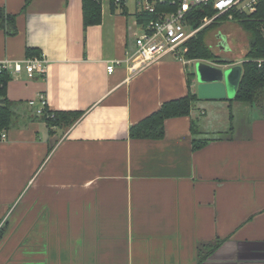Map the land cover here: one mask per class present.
Masks as SVG:
<instances>
[{
	"label": "crops",
	"instance_id": "crops-1",
	"mask_svg": "<svg viewBox=\"0 0 264 264\" xmlns=\"http://www.w3.org/2000/svg\"><path fill=\"white\" fill-rule=\"evenodd\" d=\"M83 1L0 0L17 28L0 29V63L48 61L43 76L12 72L7 90L18 119L0 139V264H264V103L198 96L164 137L132 138L189 92V73L197 93L196 62L133 68L136 2L102 0L85 26ZM40 95L82 114L51 135L29 117Z\"/></svg>",
	"mask_w": 264,
	"mask_h": 264
},
{
	"label": "trees",
	"instance_id": "trees-1",
	"mask_svg": "<svg viewBox=\"0 0 264 264\" xmlns=\"http://www.w3.org/2000/svg\"><path fill=\"white\" fill-rule=\"evenodd\" d=\"M30 0H27V3ZM112 7L115 8V0H111ZM124 5H122L123 7ZM84 21L85 26L97 24L102 19V0H84ZM158 10H170V6L161 4ZM193 22L194 26L200 25L202 18L206 14H212L213 10L209 7H196L194 8ZM263 13L256 14L255 17L242 16L237 19L244 30L250 34V45L245 54L244 61L242 62V78L239 83L234 100L244 103H256L262 105L264 103V61L261 63L259 59L264 58V32L262 30ZM156 12L150 13L146 11H139L137 13L138 21L141 24L147 23L149 20L155 18ZM227 20L226 17L218 18L214 23L201 29L195 36L190 38L183 47H185L184 57L188 60L194 58H204L216 60L220 63H233L229 59L218 58L211 45L208 42L209 33L215 28L219 21ZM0 29L6 30L7 33H16V15L9 14L5 9L0 7ZM35 55L33 50L28 51V56ZM193 74L189 73V92L179 98L166 101L162 106L142 119L137 124L130 128V135L132 138H153L159 139L165 135V122L168 118L190 115L194 103L199 99L198 94L191 88ZM12 79V72L8 69H0V139L2 132L8 131L16 125L18 114L15 110V103L8 97V86ZM80 111H66V110H53L48 105L43 106L40 110L32 112L30 119H39L44 121L50 134H55L59 128H68L72 126L75 121L80 117ZM193 128L195 125L193 123ZM206 143V140L195 139V148H200ZM52 149V147H51Z\"/></svg>",
	"mask_w": 264,
	"mask_h": 264
},
{
	"label": "built area",
	"instance_id": "built-area-1",
	"mask_svg": "<svg viewBox=\"0 0 264 264\" xmlns=\"http://www.w3.org/2000/svg\"><path fill=\"white\" fill-rule=\"evenodd\" d=\"M128 0H115L116 6L122 7ZM139 11L156 12L155 18L142 24V32L136 38L137 50L129 60L133 68L145 67L168 55L186 59L183 55L184 44L195 36L206 25L218 18L226 17L227 21H238L242 16L255 17L264 14V0H134ZM166 4L170 10H158V6ZM210 7L212 14H206L200 25L194 26V8ZM264 21V15L262 16ZM260 63L264 58L258 60ZM47 59L44 55L33 56L25 61H5L0 63V69H8L13 73L26 70L29 77L47 73ZM115 64L108 65L111 73ZM43 106L46 100L40 95ZM35 101H31L34 104ZM6 134L2 133L1 138Z\"/></svg>",
	"mask_w": 264,
	"mask_h": 264
},
{
	"label": "water",
	"instance_id": "water-1",
	"mask_svg": "<svg viewBox=\"0 0 264 264\" xmlns=\"http://www.w3.org/2000/svg\"><path fill=\"white\" fill-rule=\"evenodd\" d=\"M219 47L223 51H229L226 37L217 36ZM242 66H217L207 62L196 63L195 75L198 82L197 93L202 99H226L236 95L242 78Z\"/></svg>",
	"mask_w": 264,
	"mask_h": 264
},
{
	"label": "rangeland",
	"instance_id": "rangeland-1",
	"mask_svg": "<svg viewBox=\"0 0 264 264\" xmlns=\"http://www.w3.org/2000/svg\"><path fill=\"white\" fill-rule=\"evenodd\" d=\"M262 22H263L262 30L264 32V21ZM208 25H206L205 27H207ZM218 35H223L226 37L228 46L230 48L229 51L224 52L220 50V47H219L220 39L217 37ZM208 42L213 48L214 52L217 55H219L218 56L219 59L220 58L229 59V60L234 61L233 63H236L235 65L242 66V62L244 61L245 54L250 45V34L246 30H244L243 27L236 21L221 20L219 21V24L215 28H213L211 32L209 33ZM184 53H185V47H183V55H185ZM190 60H192L193 63L195 62L197 63L199 61H205L207 63H211L214 65H217V64L223 65V66L228 65V63L226 64L220 63L216 60L204 59V58H194ZM195 65H191V67L195 69L196 68Z\"/></svg>",
	"mask_w": 264,
	"mask_h": 264
}]
</instances>
